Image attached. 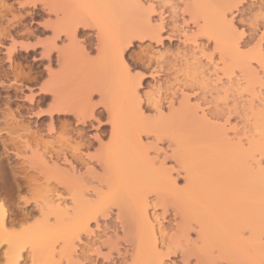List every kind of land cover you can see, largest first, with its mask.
I'll return each mask as SVG.
<instances>
[{
	"label": "rangeland",
	"instance_id": "rangeland-1",
	"mask_svg": "<svg viewBox=\"0 0 264 264\" xmlns=\"http://www.w3.org/2000/svg\"><path fill=\"white\" fill-rule=\"evenodd\" d=\"M32 2L39 3L42 11L37 10V13L36 9L32 7ZM241 2L247 3L248 0H241ZM252 2L258 7L261 0H252ZM168 3L174 5L171 13L167 7L157 8L155 6ZM230 3L231 0H147V3L145 0H0V17L4 16L0 21V32L11 31L21 38L26 35L35 36V40L44 46L46 51L52 50L54 53L61 49L65 59L62 62L55 59L50 63L47 55L43 52L40 59L37 60L32 55L33 52L29 53L35 49H26L25 47L14 52L9 61L6 58L7 52L0 51V68L4 72L3 82L6 86L4 90L2 89L0 96V109L5 112L0 115V118H8L6 120L12 125L11 127L17 129L21 135L20 137L15 136V140L14 137L4 135L3 141L8 143L5 153L10 154L9 156L5 154V168L7 167L8 171L13 168L19 169L21 176L32 175L37 178V185H40L41 189L56 186L57 182H61V187L68 185L70 187L74 184H76L75 186L86 185L84 186L86 192L91 188L89 194L92 196L86 195V193L85 199L99 200L96 203L94 201L91 203H95L98 207L97 210L106 211L104 214L108 216L105 219L111 218V213L116 210V218L112 220L111 224L105 225V230L109 236L115 234L117 239L120 237L115 225L118 224L120 231L124 232L125 247L121 258L125 264H151L154 259V243L143 239L148 237V234L150 236L146 230V232H139L143 229L141 227L143 225L139 226V229L136 227L139 231L134 229L135 225L131 226L136 217L132 218L126 213L127 217L133 220L130 222L126 219L124 221L129 225L128 223L123 225L121 220L126 217L122 214L124 216L122 218L123 216L121 217V213L118 211L120 208L118 205L121 206L122 202L118 203L117 207L114 206L117 204L116 202L122 201L120 194L123 190L139 194V203L141 202L139 198L144 200V197L147 196V202H149L147 215L150 223L155 224L153 225L155 229L160 225L167 230L165 234L163 233L164 241L169 242L170 245L196 249L198 258L205 264H262L264 261V242H262L264 241V166L260 163L261 160H264V107L260 104L261 99L264 98V76L253 66L256 63H264V48L257 43L250 53L241 55L237 52L231 34L225 25V17L231 11ZM147 5H152V7ZM241 15H247V13H241ZM157 16L161 19L157 20ZM78 21L82 24L79 28L88 29L85 34L76 33L69 39H65L66 36L63 34L61 39H55L54 31L66 30L70 33L74 22ZM5 22H7V28H5ZM163 24L170 29L166 43L153 48L151 41L155 37L147 38L146 41L143 40L144 42L133 39V42L142 52L149 55L154 53L156 57L161 58L163 72L156 73L155 79L158 82L157 86L161 85V89H163L164 98L170 103H174L179 97L185 96L186 87L191 83L189 80L190 70L194 77L195 64H199L201 70L208 68V64L203 63L206 57L210 64L215 65L216 73H222L230 79L239 73L236 83L239 86L240 94L242 96L247 94L250 97L242 106L240 123L214 121L206 115L207 110L203 109V106L198 109L187 103L186 100L182 106L174 105L171 112L163 113L161 118L149 116L142 108V113H144L140 117V114L135 112L136 108L134 111L132 110L136 100L132 93V87L135 84L127 77L123 64L119 61V48L124 46L125 42L138 31L156 36L158 27L163 28ZM99 32L101 40L97 39ZM89 35L94 36L92 45L85 40ZM248 39L251 40L253 37L250 35ZM21 42L32 43L30 40H21ZM6 48L7 46H5ZM162 48L164 51H161ZM217 54L220 56L219 61L214 59ZM45 59H47V63L44 62ZM19 72L32 77L41 75L38 76L41 83L22 84L18 80L19 83L14 77ZM161 74L164 75L163 81H161ZM201 75H203V71H201ZM13 83L15 84L13 85ZM44 83L57 89L62 99L71 105L73 112H70L69 116L80 122L77 125L78 128L81 127V124L86 128L91 121V116L98 110L102 99L98 101L96 97H101V92L108 94L106 104L109 105L113 124L111 128L106 129L104 134L108 135L109 141L102 142L101 148L87 152L84 149L89 147L88 141H77V143L79 142L77 145L81 146V149L83 147L82 150L74 145L75 137L69 135V131L72 130V120L66 119L68 116H55L52 119L47 113L54 105V97L51 94L43 96L40 87ZM10 86L17 87V92ZM159 92L160 90H157V93ZM85 121L86 123H84ZM64 124L66 128L62 127ZM58 125L60 129H68V133L64 131L65 134L57 135ZM26 129L30 130L32 135L33 133L37 134L30 135L32 137L27 136L24 132ZM93 132L96 135H101V129L94 126L88 132L89 138ZM154 133L162 135L163 142L156 141ZM80 134L83 135V129L78 133V135ZM61 136L62 138L64 136L71 137L73 141L64 137L65 139H60V141L67 140L68 143H61L59 141ZM145 136H153L154 139L151 142H146L143 139ZM49 137H55V139H49ZM136 137L142 138V144L146 146V150L143 149L144 153L147 151L145 154L149 155L150 160L160 158L159 160L164 162L163 172L156 169L160 168V161L158 160L157 164L158 161L155 160V167L150 166L149 162L150 165H147L145 161L142 162L145 166H142L141 163V168L145 167L146 172H144L147 175L142 172L144 169L141 170L143 177L139 171L138 174H136L137 171L129 173L133 168L130 166L131 169H127L129 167L125 163H132L133 157L132 155L126 159L122 157L127 152L131 154L138 148V144H136L137 148H135L136 145H131L134 141H138ZM10 139L16 143L19 141L18 154L9 146ZM245 140H247V144L244 143ZM62 144L63 147L64 144H68L70 148L65 145V148H68L62 149ZM82 144H86V146L84 147ZM58 146L59 150L63 151L57 150ZM74 146L80 150L81 161H85L83 166L74 164L77 172L72 170L73 166L70 164L73 161L72 153L74 152L71 148L73 149ZM52 147H55L60 158L51 153L54 152ZM139 148L138 150H140ZM138 150L134 152L136 155ZM115 153L119 154L118 157L112 155ZM158 154L159 157H157ZM94 156H99V159L102 157L101 160H104V163L102 161L101 163L104 166L93 158ZM109 156L117 159V165L122 159L126 160L120 162L123 163L124 172L119 169L121 164L119 163L118 167L113 159L110 160L111 165L114 166L113 163H115V166H112L113 169L110 168L111 166L108 167L110 163L108 166L106 165L105 157ZM9 157L11 159H7ZM169 161H174V163L170 164ZM125 167L127 171L124 169ZM172 168H174L173 171H171ZM40 172L44 176H40ZM109 175H112V178ZM45 176L47 180L44 179ZM136 178L140 179L135 182ZM181 178L186 181L183 185L178 182ZM175 180L176 184L173 186ZM50 181L51 183H49ZM115 181L117 182L115 183ZM49 184L50 186H48ZM58 187L61 188L60 185ZM46 188L42 192L46 202L45 199L38 197L41 194H32V200L40 199L42 204L40 200L38 204L42 206L49 202L46 206L44 205L43 210L48 209L47 212L56 215L53 212L54 209L56 211L54 208L57 207L56 205L62 203L61 209L70 208L72 204L70 200L69 203H63L65 196L69 198L67 195L61 194V190L60 193H53V187L52 191L50 188ZM41 189L39 188V191ZM94 189L97 194L99 191L102 192L103 196L100 192L101 197L97 196ZM48 190H50L49 193H46ZM106 191L107 193H105ZM119 192L121 193L119 194ZM58 193L61 194L60 197L63 196V199L56 197L59 195ZM43 196L41 195V197ZM153 196L155 199H152ZM82 198L84 199V197ZM116 198L119 199L116 200ZM126 198L124 201L130 199ZM130 200L133 203V200ZM100 201L105 203L100 204ZM111 201L115 203L113 206ZM123 204L124 202L122 206ZM127 204L130 205V203ZM136 204L139 207L138 203ZM153 204L156 205L155 208ZM51 205H53L52 209ZM64 205L69 206L65 207ZM110 205L113 208L108 213ZM151 205L153 206L151 207ZM16 207L19 208V205ZM37 209L40 210L34 208L33 211ZM121 209L123 210V208ZM164 210H169V212L163 215ZM102 211L99 212L102 213ZM150 211L151 216L149 215ZM69 213L72 214L71 211ZM69 213L64 217L61 211V218L56 215L59 217L56 225L42 222L29 230L30 242L37 244L38 264L48 254L46 251L53 254V260L56 259V240H64L69 243L71 233L69 235L70 231L68 230L71 225L69 228L66 223L69 219L65 221L70 216ZM28 215H32V213ZM152 215L154 218L159 216V223L161 222L162 225L156 224V221L153 222ZM63 218L65 219L63 220ZM123 226L124 229H127L123 230ZM201 227L202 233L199 236ZM130 229H134V233ZM135 232H139V237L134 235ZM143 232L146 233L145 236L142 235ZM193 232L199 237L198 240L193 237ZM249 232L251 237L246 238L245 233ZM45 249L47 250L45 251ZM173 254H175V248ZM129 258L131 259L129 260Z\"/></svg>",
	"mask_w": 264,
	"mask_h": 264
},
{
	"label": "snow or ice",
	"instance_id": "snow-or-ice-1",
	"mask_svg": "<svg viewBox=\"0 0 264 264\" xmlns=\"http://www.w3.org/2000/svg\"><path fill=\"white\" fill-rule=\"evenodd\" d=\"M145 3H147V0H145ZM147 6L152 7V5ZM155 6L157 8L167 7L170 13L174 7L171 3ZM20 7H23V5H20ZM230 8L231 11L225 17V25L231 34L237 52L241 55L250 53L257 43L264 48V0H261L258 7L252 0H248L247 3H242L241 0H231ZM241 13H247V15H241ZM156 19L160 20L161 17L157 16ZM7 27V22H5V28ZM169 30L167 25L163 28L158 27L156 38L151 41L153 48L167 42L166 38ZM250 35L253 37L251 40L248 39ZM21 40H30L32 43L25 44ZM5 46H7L6 49ZM25 47L35 49L32 55L37 60L40 59L41 53L46 51L45 47L35 40V36L26 35L21 38L10 31L0 32V51L7 52L6 58L9 61L14 52ZM145 47H147V44H145ZM161 51H164V49L162 48ZM58 54V52L53 53V61H55ZM151 55L153 58L149 62V54L142 52L136 43L127 47L123 53L124 71L135 84L134 90L139 95V107L149 116H159L161 112L170 113L174 105L182 106L186 100L187 103L198 109L203 106V109L207 110L206 115L214 121L219 120L222 123L231 122L233 124L241 122L242 106L246 104L250 97L247 94L243 96L240 94L239 86L236 83V77L239 76V73L231 79L222 73H216L214 71L215 65L210 64L208 58L205 57L203 63L208 64V68L201 70L199 64H195L194 77L192 70L189 73L191 83L186 87V95L179 97L174 103H170L164 98L163 89L157 93L158 82L155 75L159 72L157 63L159 58L154 53ZM214 59L219 61V54ZM44 62L47 63V59ZM253 66L264 76V63H256ZM201 71H203V75H201ZM163 79L164 75L161 74V81ZM40 83L41 81L38 80L37 84ZM96 99L99 101L101 97L97 96ZM260 104L264 107V98L261 99ZM66 119L72 120V130L69 135L75 137L73 144L75 145L80 140L89 142V147L84 149L86 152L101 148L102 142L109 141L108 135L104 133L107 128L112 127L113 121L111 113L105 110L103 103L91 116V121L86 128L82 124L78 128L77 125L80 122L72 116H68ZM94 126L101 129V135H96L93 132L91 138H89L88 132ZM81 129H83L82 136L78 135ZM56 134H64L59 125ZM49 139H55V137H49ZM143 139L146 142H151L154 137L145 136ZM244 143L247 144V140ZM169 163H174V161H169ZM260 163L264 166V160H261ZM101 171L103 170L101 169ZM178 182L183 185L186 181L181 178ZM152 199H155V197L153 196ZM16 205H19V208ZM35 207L32 193L27 189L15 186L6 192L0 189V218L7 220V226L0 227V264H38L37 244L30 242L29 230L42 222L56 225L57 217L48 213L46 209L34 212ZM25 213H32V215L26 217ZM149 215L151 216V211ZM115 218L116 210L112 212L111 218L108 219H105L104 214H100L94 221L80 229L79 234L74 236L71 243L56 240V259L48 262V264H125V261L121 258L125 247L124 232L120 231L118 224L115 225L120 237V239H117L115 234L109 236L105 230V225L111 224ZM163 235L157 230V239L153 246L154 259L151 264H205L204 261L198 258L196 249L170 245L167 241L161 242L160 237ZM192 235L197 240L199 239L195 232ZM245 237H251V233H245ZM174 248L175 254H173ZM40 264H45V262L41 261ZM262 264H264V261H262Z\"/></svg>",
	"mask_w": 264,
	"mask_h": 264
},
{
	"label": "bare ground",
	"instance_id": "bare-ground-1",
	"mask_svg": "<svg viewBox=\"0 0 264 264\" xmlns=\"http://www.w3.org/2000/svg\"><path fill=\"white\" fill-rule=\"evenodd\" d=\"M1 3H2V1H1ZM32 4V7H34L35 9H36V11L38 10V11H42V9H41V5H39V3H37V2H32L31 3ZM3 6H4V4H3ZM45 7H47V5H44ZM51 11H53L52 9H50ZM38 11H37V13H38ZM50 11V12H51ZM57 16H58V14H57ZM4 18V16H2V17H0V21L2 20ZM149 19H151V18H149ZM148 19V22L150 21ZM17 22H20V21H17ZM164 23V22H163ZM19 25H21V23H18ZM82 24H81V22L79 23V21L78 22H74V24H73V29H72V31L69 33L68 31H62V30H56V31H54L55 33H54V37H55V39H61L62 37H63V34H64V36H66L68 39L69 38H72L73 36H75L76 35V33H80V32H82V33H86L87 32V30L88 29H81V28H79V26H81ZM164 25V24H163ZM84 26H86V25H84ZM165 26V25H164ZM163 26V27H164ZM4 31H6V30H4ZM3 31V32H4ZM11 32V31H10ZM141 32V31H140ZM100 37H101V35H100V32L97 34V39L98 40H101L100 39ZM153 37H155L156 38V36H152L150 33H139V31L137 32V34H133V36L132 37H130V39H128L127 40V42H125V45L124 44H122V45H124V46H120V48H119V51H118V53H119V61H121L122 62V64H123V53H124V50L127 48V47H129V46H131L134 42H133V39H134V41H135V39H137V40H141V41H143V40H145V39H147V38H153ZM86 42H88L90 45H92V43H93V41H94V36H92V35H89L86 39ZM138 41V42H139ZM140 41V42H141ZM146 41V40H145ZM100 42V41H99ZM144 42V41H143ZM55 48V47H54ZM100 48V47H99ZM26 49H28V47H26ZM100 50V49H99ZM61 49H59V54H58V56H56L57 58H56V60L58 61V62H62L63 60H65L64 59V54H63V51H61ZM31 52H33V51H29V53H31ZM43 54H46L47 55V59L50 61V63L53 61V59H52V56H53V51L52 50H50V51H45ZM147 54V53H146ZM149 62H151L152 61V56L151 55H149ZM160 60H161V58H159L158 60H157V63H158V66H159V72H163V66H162V63L160 62ZM16 70V69H15ZM51 72V71H50ZM21 73L19 72V73H16L15 74V80H20L21 81V83L23 84V83H27V84H33V85H35V84H37V81H38V79H39V77L38 76H41V75H38V76H36V77H32V76H30V75H27V76H25L26 74L25 73H22L21 75H20ZM25 74V75H24ZM32 74V73H31ZM38 74V73H37ZM5 78V75H4V72H3V70L0 68V96H1V93H2V89L4 90L5 88H6V86H5V83L3 82V79ZM15 80H14V82H15ZM16 81V82H17ZM20 81H18L19 83H20ZM17 82V83H18ZM18 83V84H19ZM106 83V82H105ZM15 83H13V85H14ZM11 88H12V90H15L16 92H17V87H15V86H10ZM10 87H8V88H10ZM133 88V91H132V93L134 94V99H136L134 102V106H132V110L134 111V109H135V112H136V114H140V117H142V115H143V113H142V109L139 107V104H138V100H139V96H138V92L137 91H135L134 89H135V85H134V87H132ZM157 90H161V85L160 86H157ZM9 90V89H8ZM40 90H41V92L43 93V96H47V95H52L53 97H54V105H53V107H51V109H49V111L47 112L51 117H52V119L53 118H55V116L56 117H66V116H69V114H70V112H73L72 110V107H71V105H68L67 104V102L64 100V99H62V97L60 96V94H59V91L57 90V89H53L52 88V86L50 85V84H48V83H44L43 85H41V87H40ZM106 93V92H105ZM107 96H108V94H102V92H101V99H102V103H103V105H104V107H105V110L106 111H109L110 113H111V111H110V109H109V105L108 104H106V98H107ZM109 97V96H108ZM158 98V97H157ZM0 100H1V97H0ZM132 110H131V112H132ZM3 113H5V112H3V110H1L0 109V115H3ZM10 116V115H9ZM12 116V115H11ZM156 117H158V118H161V117H163V112H161V114L159 115V116H156ZM145 118V117H144ZM204 118V117H203ZM6 119H8V118H0V189H3L5 192L6 191H8V190H10L13 186H15V187H17V188H25V189H27L29 192H31L33 195H35V194H41L42 196H43V193L42 192H44L45 190H43V189H45V188H43V189H41V186L40 185H37V178H35V177H33L32 175L31 176H29V175H25V176H21L19 173H20V171H19V169H16V168H13V169H10L9 171L5 168V161H6V155H8V154H6L5 153V150H6V146H7V144H6V142L5 141H3V138H4V135H9L8 137H14L13 139L15 140V138L17 137V136H21L20 134H19V131H17V129H15V128H13V127H11L12 125H10L9 123H8V121L6 120ZM157 119V118H156ZM10 122V121H9ZM206 122V121H205ZM84 123H86V121L84 122ZM66 125L64 124V126L62 125V127H65ZM55 128V127H54ZM66 128V127H65ZM65 128H61L62 129V132H64L65 131V133H68V129H65ZM54 130V129H53ZM67 130V131H66ZM26 134H27V136H30V135H32L31 134V132H30V130H25L24 131ZM33 133V132H32ZM64 133V134H65ZM69 133H70V131H69ZM137 133H139V131H137ZM142 133V132H141ZM34 134L36 135L37 133H33V135L32 136H34ZM68 135V134H67ZM66 135V136H67ZM80 135H82V134H80ZM140 135V134H139ZM160 135V134H159ZM158 134L156 135L155 133H154V137H155V140L156 141H158V142H163V136L162 135H160L159 136ZM16 136V137H15ZM32 136H30V137H32ZM60 136V135H59ZM69 136V135H68ZM138 136V135H137ZM141 136V135H140ZM65 137V136H64ZM62 138V136L59 138V141H60V139L61 140H64L65 138H67V137H65V138ZM137 138V137H136ZM67 139H71V137L70 138H67ZM73 139V138H72ZM71 139V140H72ZM138 139V138H137ZM142 139V138H141ZM141 139H140V137H139V139H138V141L136 140V141H134V143H132L131 145H136V144H138V145H136L135 146V148H137V146H138V148L139 147H142V148H139L140 150H138V148L136 149V150H138V152H137V155L134 153V152H136V150L134 151V152H132V153H134V154H130L129 152H127V153H129V155L128 156H126L127 155V153H126V155L124 154V156L123 155H121V156H123L122 158H124L125 157V159H126V157L128 158L129 156L131 157V155H132V163L131 162H126L125 164L127 165V167H129V168H127V169H131V168H133L132 170H130V172L129 173H131V172H133V173H135L136 171H137V173L136 174H138V171H139V174L141 173V170L142 169H144V168H141V163L142 162H144L145 161V163L147 164V165H150V164H148V162L149 163H151V165L150 166H152V167H155L154 166V163H155V160H156V158H155V160L154 159H152V160H150L149 159V155L147 156L145 153L147 152H145L144 153V148L146 147L144 144H142L143 142L141 141ZM11 140V139H10ZM67 141V140H66ZM66 141H60L61 143H65ZM73 141V140H72ZM72 141H71V143H72ZM81 141V140H80ZM83 141V140H82ZM56 142V144H57V141H55ZM60 142H58V143H60ZM66 143H68V142H66ZM79 143V142H78ZM77 142H76V144L75 145H77L78 144ZM83 143V142H82ZM125 143V142H124ZM18 144H19V141H17V143L15 142V141H12L11 140V143H10V145L9 146H11V149L12 150H15V151H17V153L16 154H18L19 152V149H18ZM55 144V145H56ZM58 145H60V144H58ZM69 146L68 144H64V147H63V144L61 145V147H62V149H64L66 146ZM80 145H81V143H80ZM84 145V147L86 146V144H82V146ZM78 147H79V149H81L80 147L81 146H79V145H77ZM8 147V146H7ZM57 147V146H56ZM49 148V147H48ZM51 148V147H50ZM55 147H52V149L54 150V152H51V153H54V155H56V157L59 155V153H57L56 152V149H54ZM68 148V147H67ZM67 148H65V149H67ZM69 148H70V146H69ZM75 148V146L73 147V149ZM51 149V150H52ZM72 148H71V150L72 151H74L73 153H72V157H73V161H72V163H70V164H72V166L73 167H71L72 168V170H76V172H77V169H76V167L74 166V164H76V166H80V165H84V162L85 161H81L82 160V156L80 155L81 153L79 152L80 150L78 149V148H75L74 150H73ZM82 149H83V147H82ZM81 149V150H82ZM57 150H59V146H58V149ZM70 150V149H69ZM141 150H143V151H141ZM145 150H146V148H145ZM50 151V150H49ZM59 151H63V150H59ZM68 151V150H67ZM139 151H141L140 153H141V156H140V153H139ZM70 152V151H69ZM76 152H78L79 154H77ZM50 153V154H51ZM77 155H76V154ZM6 154V155H5ZM15 154V155H16ZM65 154V153H64ZM143 154V155H142ZM10 155V154H9ZM8 155V156H9ZM13 155V154H12ZM20 155V154H19ZM67 155V154H66ZM65 155V156H66ZM108 155V154H107ZM114 157L115 156H117V155H119V154H117L116 155V153L115 154H112ZM52 156V155H51ZM50 156V157H51ZM62 156V155H61ZM79 156H81V157H79ZM89 156V155H88ZM113 156H112V158H111V156H109V157H105L106 158V162L108 163H106V165L108 166L109 165V163H110V165L108 166V167H110V168H112V166L113 165H111V162H110V160L111 159H113V161H115L116 162V165H117V162L118 161H116L117 159L115 158H113ZM142 156H144L143 157V159H142ZM17 157H19L18 155H17ZM99 157V156H98ZM97 156H94L93 158H95L96 160H98L100 163H101V159H102V157H101V159H99ZM118 157V156H117ZM129 157V158H130ZM137 157H140V158H137ZM157 157H159V154H158V156ZM58 158H60L59 156H58ZM57 158V159H58ZM62 158V157H61ZM67 158V157H66ZM71 158V157H70ZM135 158V159H134ZM7 159H11V157H9V158H7ZM51 159H53V158H51ZM92 159V158H91ZM104 159V158H103ZM121 159V158H120ZM120 159H118V160H120ZM123 160V162H125L126 160ZM160 159V158H159ZM159 159H157L156 160V162L159 160ZM59 160V159H58ZM107 160H109V161H107ZM121 160V161H122ZM128 160H130V159H128ZM127 160V161H128ZM130 160V161H131ZM65 161H66V159H65ZM113 161H112V163H113ZM121 161H119V163L121 162ZM160 161V160H159ZM159 161L157 162V164L159 163ZM60 162V161H59ZM67 162V161H66ZM82 162H83V164H82ZM103 163H104V160L102 161ZM163 161L161 160L160 161V168H156L158 171H162L163 172V166L165 165L164 164V162L162 163ZM103 163H101L103 166H104V164ZM119 163H118V167H119ZM131 163V165H129ZM140 163V164H139ZM162 163V164H161ZM114 164V166H115V163H113ZM121 164V163H120ZM123 164V163H122ZM122 164H121V168L119 167V169H121V170H123V167H122ZM124 164V165H125ZM156 164V163H155ZM125 165V166H126ZM81 166V167H82ZM113 166V167H114ZM130 166H132L131 168H130ZM142 166H145L143 163H142ZM107 167V168H108ZM118 167H116L117 169H118ZM148 167V166H147ZM30 168H32V167H30ZM141 168V169H140ZM151 168V167H150ZM113 169V168H112ZM119 169H118V171H119ZM124 169H126V167L124 168ZM127 169H126V171H127ZM160 169V170H159ZM173 169L174 168H172V170L171 171H173ZM71 170V171H72ZM150 170V169H149ZM148 170V171H149ZM152 170H153V168H152ZM169 171L168 169H165V171ZM74 171H73V173H74ZM110 171H113V170H110ZM117 171V170H116ZM146 172V170L144 169L142 172L144 173V174H146L145 172ZM158 171H156V172H158ZM115 172V171H114ZM120 172H122V171H120ZM123 172H124V170H123ZM152 172V171H151ZM170 172V171H169ZM119 173V172H118ZM128 173V174H129ZM143 173H141V177H143L144 175H143ZM153 173V172H152ZM171 173V172H170ZM40 174V176H44V174L43 173H39ZM151 174V173H150ZM154 174V173H153ZM179 174V173H178ZM74 176H75V173L73 174ZM72 175V176H73ZM116 175H117V173H116ZM124 175V174H123ZM147 175V174H146ZM110 176V175H109ZM112 176V175H111ZM110 176V177H111ZM126 176V175H125ZM133 176V175H132ZM139 176V175H138ZM178 176H180V174L178 175ZM80 177V176H79ZM113 177H114V175H113ZM112 178V177H111ZM110 178V179H111ZM145 178V177H144ZM144 178H143V180H144ZM44 179H46V176L44 177ZM56 179V178H55ZM73 179H74V177H73ZM138 179H140V178H138ZM137 178H136V180H135V182L138 180ZM47 180V179H46ZM50 180V179H49ZM48 180V181H49ZM75 180V179H74ZM114 180V179H113ZM124 180V179H123ZM56 182L58 181V180H55ZM54 181V182H55ZM60 181V180H59ZM112 181V180H111ZM119 181V180H118ZM117 181H115V183H116ZM142 182V181H141ZM39 183V182H38ZM49 183H51V181L49 182ZM74 183V182H73ZM173 186L176 184V180L175 181H173ZM48 184V183H47ZM56 184V183H55ZM57 184L58 185H60V187H61V182L60 183H58L57 182ZM56 184V186H52V187H48V188H50V190H51V188H52V190H53V193L55 192V193H57V192H59L60 190H61V194H63L64 196L65 195H67L69 198H66V196H65V198L63 199L62 197H60V195L61 194H59L58 196H56V197H60V198H62L63 199V203H65V202H67V203H69L68 201L70 200V202L72 203L71 204V206H70V210L68 209V208H66V209H61V204H58V205H56L57 207H54V208H56V211H55V209H54V211L53 212H55L54 214H56L57 216L59 215V217L62 215V214H64L63 216L64 217H66L67 215H68V213H69V211H71L72 212V214H70V216H68L67 218H66V220L65 221H67V219H69L66 223L69 225L68 227L70 228V225H71V228H70V230H68V231H70L69 232V235H70V233H71V238L69 239V243H71V241H72V239L74 238V236L75 235H78L79 234V231H80V229H82L86 224H89L90 222H92V221H94L95 219H96V217L98 216V215H100V214H104V211H102V209H100L101 211H102V213H100L98 210H97V206L95 205V203L96 202H98L99 200H96V199H85V197H87V196H85V194L86 195H88L89 193H90V191L92 190L91 188V190L90 189H88L87 190V192L85 191V187L84 186H86V185H84V186H79V185H77V186H75L76 184H74V185H71L70 187H69V185L68 186H63V187H61V188H59L58 187V185ZM117 184H119V183H117ZM66 185V184H65ZM130 185H132V184H130ZM48 186H50V184L48 185ZM113 186H115V185H113ZM112 186V187H113ZM39 188L41 189L40 191H39ZM48 188H46V189H48ZM110 188H111V186H110ZM86 189H87V187H86ZM114 189H115V187H114ZM117 189H118V186H117ZM50 190H48V192H46V193H49V191ZM51 190V191H52ZM103 190V189H102ZM119 190V189H118ZM94 191H95V193H96V195L98 196H100V194L102 195V192H100L99 190V192H100V194H99V192H98V194H97V191L94 189ZM109 191H112V189H109ZM120 191V190H119ZM52 193V192H51ZM94 193V194H95ZM105 193H107V191L105 192ZM121 192H119V194H120ZM112 194V193H111ZM114 194H115V192H114ZM134 194V195H133ZM41 195H39L38 197H40V199H42L43 198V200L45 199V195L43 196V197H41ZM109 195V194H108ZM120 195H122L121 196V200L122 201H120V202H116L115 200V202L117 203V204H115L114 202H110L111 203V205L113 206L114 204V206H116V205H118V203L120 204L121 202L123 203L124 202V204H123V206H122V203H121V206L120 205H118L120 208H119V210L118 211H120V216L122 217L123 215L126 217V218H124V216L122 217V218H124L123 220H121L122 222H123V225H124V223L125 224H127L128 222H125L124 220H126V221H129L130 219H129V217H127L128 215H130L132 218H134V217H136V218H134V221L131 223V226L133 225H135L134 226V229H136V227H138V229H139V226H141V225H143V226H141L143 229L141 230V231H139L138 229H136V231H139V232H142V231H144V232H146L147 231V233L149 232L150 233V236H149V234H148V237L146 236V237H144L143 239H146V241L148 242V241H150V242H152V244L154 243V245H155V242H156V239H157V230H159L161 233H164L165 234V232L167 231L166 229H163L162 227H160V225L158 226V228L157 229H155V227L153 226V225H155V224H153L152 225V223H150L151 221H150V219H149V217H148V211H147V207L149 206V202H147V200H148V198H147V196L146 197H144L145 199L143 200V198H139V199H141V202L139 203L138 202V197H139V194L137 195V193L136 192H134L133 191V193L130 191V193H129V191H126L125 192V190H123V192L120 194ZM133 195V197L135 196L136 197V199H135V197L133 198V197H131ZM89 196H92V194L90 195L89 194ZM103 196V195H102ZM106 196V195H105ZM37 197V196H36ZM36 197H34V198H36ZM38 197L36 198V200L38 199ZM82 197H84V199L82 198ZM101 197V196H100ZM116 197H119V196H116ZM122 197H123V199H122ZM127 197V198H126ZM48 198V197H47ZM55 198V197H54ZM92 198H97V197H92ZM99 198V197H98ZM97 198V199H98ZM108 198V197H107ZM110 198V197H109ZM125 198L126 199H128V198H130V199H132L133 200V203H132V201L130 200V199H128V200H126V201H124L125 200ZM147 198V199H146ZM39 199V200H40ZM53 199V198H52ZM61 199V200H62ZM100 199V198H99ZM115 199V198H114ZM117 199H119V198H116V200ZM39 200H37V201H33L34 203H35V209L36 208H39L41 211L45 208V206L49 203H47L46 205L45 204H43V206L41 205L42 204V202H41V200H40V202H41V204H38L39 202ZM42 200V201H43ZM49 200V199H48ZM51 200V199H50ZM49 200V201H50ZM54 200V199H53ZM86 200V201H85ZM90 201L89 203H87L88 201ZM96 200V201H95ZM104 200V199H103ZM131 202H130V201ZM135 200H136V203H138V205H139V207H137V204L135 203ZM45 202L47 201L46 199L44 200ZM92 201H94L93 203H91ZM106 201V200H105ZM119 201V200H118ZM140 201V200H139ZM59 202V201H58ZM108 202H109V200H108ZM125 202H126V204L127 203H130V205L129 204H125ZM103 203H105L104 201L103 202H101L100 201V204H103ZM131 203H132V205H131ZM66 204V203H65ZM87 204H91V205H94V206H92L91 207V205H88L87 206ZM151 204V203H150ZM40 205H41V208H40ZM45 205V206H44ZM110 205V206H111ZM153 205H155V204H153ZM153 205H151V207L153 206ZM52 206L53 205H51V209H52ZM62 206H63V204H62ZM65 206V205H64ZM69 206V205H68ZM67 205L65 206V207H68ZM109 206V207H110ZM108 207L107 209L109 210V212L108 213H110L111 211L110 210H112V208L113 207ZM134 206V207H133ZM101 207V206H100ZM117 207V206H116ZM115 207V208H116ZM136 207H137V209H136ZM156 207V205L154 206V208ZM47 208H50V207H47ZM71 208H72V210H71ZM121 208H123V210L121 209ZM38 210V209H37ZM48 210V209H47ZM35 211V210H34ZM44 211V210H43ZM49 211V210H48ZM58 211V212H57ZM61 211H62V214H61ZM124 211V212H123ZM50 212H51V210H50ZM57 212V213H56ZM60 212V213H59ZM106 212V211H105ZM169 212V210H164V214L163 215H165L166 213H168ZM49 213V212H48ZM126 213L128 214V215H126ZM28 214H30V213H27V214H25L26 215V217L27 216H31V215H28ZM52 215H53V213H51ZM112 214V213H111ZM123 214V215H122ZM6 215V214H5ZM55 215V216H56ZM105 215V214H104ZM107 215V214H106ZM177 215V214H176ZM108 216V215H107ZM107 216H105V218H107ZM118 216H119V214H118ZM156 216V215H155ZM158 216V215H157ZM59 217H57V218H59ZM70 217V218H69ZM130 217V218H131ZM164 217V216H163ZM174 217H176V216H174ZM61 218V217H60ZM121 218V219H122ZM154 218V215H152V218L151 219H153ZM157 217H155V219H153V222L154 221H156V224L158 223V224H161V222L159 223V216H158V220L156 219ZM65 218H63V220H64ZM120 219V218H119ZM118 219V220H119ZM59 220H62V219H59ZM133 220V219H132ZM132 220H130V222L132 221ZM163 220H165V219H163ZM139 221H141V222H139ZM147 221V223H145ZM63 222V221H62ZM61 222V223H62ZM69 222V223H68ZM135 222H136V224H135ZM143 222V224H140V223H142ZM13 223H15V221H13ZM60 223V221L58 222V224ZM65 222H64V224H66ZM134 223V224H133ZM138 224V225H137ZM121 225H122V223H121ZM128 225H129V223H128ZM145 225V226H144ZM162 225V224H161ZM7 226V220L6 219H3V218H0V227H6ZM126 226V225H125ZM127 227V226H126ZM129 227V226H128ZM140 227V228H141ZM146 227V228H145ZM132 228V227H131ZM145 228V229H144ZM147 228H148V230H147ZM66 229H67V227H66ZM122 229L123 230H126V229H124V226L122 227ZM133 229V230H134ZM130 230H132V229H130ZM132 230V231H133ZM146 230V231H145ZM126 232V231H125ZM139 232L138 233H136V234H134V235H136V236H138V234H139ZM142 233V235H144L145 236V234L146 233ZM127 233V232H126ZM129 233V232H128ZM133 233H134V231H133ZM202 233V227L200 228V230H199V236H200V234ZM130 234V233H129ZM128 234V235H129ZM141 234V233H140ZM127 235V236H128ZM133 235V234H132ZM141 235V236H142ZM33 237H34V234L32 235ZM31 236V237H32ZM39 236H40V234H39ZM39 236H37V237H39ZM69 236V237H70ZM129 237V236H128ZM128 237H127V239H128ZM139 237V236H138ZM130 238V237H129ZM136 238V237H135ZM134 238V239H135ZM164 237L163 236H161L160 237V239H161V242H163L164 241V239H163ZM150 239V240H149ZM137 240H139V239H137ZM136 240V241H137ZM134 241V240H133ZM138 243V242H137ZM47 249H45V251H46ZM45 251H44V253H45ZM48 253V254H47ZM38 254V253H37ZM36 254V255H37ZM46 254L47 255H45V258H43V261H44V259H45V264H48V262H51L53 259H52V256H53V254H51V253H49L48 251H46ZM51 254V255H50ZM37 258H38V256H37ZM123 259V258H122ZM37 261H39L38 259H37ZM54 261V260H53Z\"/></svg>",
	"mask_w": 264,
	"mask_h": 264
}]
</instances>
